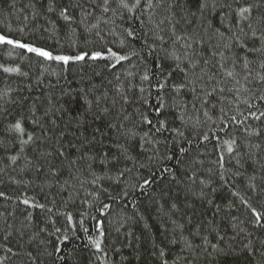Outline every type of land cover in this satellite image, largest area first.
Listing matches in <instances>:
<instances>
[{"label": "trees", "instance_id": "16d2710c", "mask_svg": "<svg viewBox=\"0 0 264 264\" xmlns=\"http://www.w3.org/2000/svg\"><path fill=\"white\" fill-rule=\"evenodd\" d=\"M147 2L129 13L109 0L104 13V0H0V33L15 40L53 55L112 48L131 57L114 68V61L89 58L64 64L0 46V264H264V219L251 211L264 212V117L249 116L264 111L255 99L264 89L253 79L264 74V51H256L262 44L251 35L264 31V0H207L202 12L204 0H152L161 6L151 9ZM249 5L252 28L238 23V10ZM65 6L71 23L59 15ZM161 20L163 31L155 27ZM173 50L197 63L195 94L174 90L190 65L173 70L175 61L163 59ZM233 60L237 78L251 89L239 99L226 75ZM249 97L257 107L242 102ZM221 107L248 118L222 125ZM161 120L167 128L157 132ZM17 121L23 136L12 129ZM217 137L235 139L231 155Z\"/></svg>", "mask_w": 264, "mask_h": 264}, {"label": "snow or ice", "instance_id": "6c2138e0", "mask_svg": "<svg viewBox=\"0 0 264 264\" xmlns=\"http://www.w3.org/2000/svg\"><path fill=\"white\" fill-rule=\"evenodd\" d=\"M140 3H141V0H135V3L130 6L127 3V0H118V7L120 9H126L129 13H134V10L136 8H139L140 7ZM159 6H161V5L154 4L152 2V0H148V2L145 5V7L148 8V9H151L153 7H159ZM198 7H199V10L202 12L205 8L208 7L207 0H204V2H202L201 4H199ZM53 10H54V6L50 4L49 5V8H48V11H53ZM102 11L104 13H108L110 11V8H109V0H104V4H103ZM191 14L193 16L195 15L194 12L191 13ZM245 14H247V15H245ZM59 15L65 21H67L69 23L72 22V17L69 15V7L68 6L63 7L60 10ZM113 15H115V12L113 13ZM237 15L239 17L238 23H241L243 21H249L248 27L249 28H252V23H251L252 6L251 5L240 8L238 10ZM120 18L123 19V16L121 15ZM149 19L151 20V17ZM105 23H107V21H105ZM140 23H141V25H143L144 24V21L141 20ZM163 23H164V21L161 20L159 22V24L155 25V27L157 29H159L160 31H163V29L160 28V25L163 24ZM92 27L93 28H98V24L92 25ZM173 28H174V26H173ZM240 31L243 32V28H241ZM127 34H128V36H132L133 35V33L131 31H128ZM97 35H99V33H97ZM173 35H175L174 30H173ZM220 35L223 36V33H220ZM251 35H252V38L257 39V40H260L261 41V44H262V47L260 49H256V51H264V31H261L260 35L257 36L256 30H253ZM100 39L102 40L103 37H100ZM155 39L158 40V41H160L161 42V45H163V43H165L164 36L163 35H160L159 34V31L156 32ZM235 39H236V42L239 44V46L241 48H245L246 47L245 44L240 43L239 37H235ZM3 45L11 46L12 48L23 49V50H26L28 53H33V54H35L36 56H38L40 58H43V59H46V60H50V61L51 60L61 61L64 64H68L70 61H84L86 58H89L91 60H110V61H114L113 63L110 64V67H113L114 68L118 64H121V62L130 60V58H131L129 56V54H127V53H120V52L114 51L112 48H105L102 51H95V52H91V53H89V52H81V53H78L75 56H70V55H53V53L51 51H49V50H46V49L41 48V47H36V46H33L31 44H28V43H23V42H21L19 40H15V39H13V38H11V37L3 34V33H0V46H3ZM155 52H156V49L154 47H152L151 45H149L148 55H153ZM133 54L135 55L136 53H133ZM213 55H215V53H213ZM163 59H171V60L175 61V68L173 70L179 69L181 72H184V69L181 68V63H183L184 61H187L188 62V64L190 65V69H189V72H184L185 82H183L181 84L173 85V88L177 92L181 91L182 89H187L192 94H195L196 93V90H197V80L194 79V78H192V77H195L196 76L195 72L192 71V70L195 69L198 65L191 58L190 54L186 51V52H184L183 57H182L181 55H178L175 50H173L171 52H166V55H165V57ZM207 63H208V61H205V64H207ZM250 63L251 62L245 57L244 58V62H243V68L246 70V74L243 76V80L245 82H248L249 79H250V77H251V75H252L251 74V70L249 69V64ZM235 66H236V61L233 60V70L227 71L226 72V75H227V77H229V78H231L232 80L235 81V83L233 85V88L232 89H229V91H233L234 90L235 93L237 94V99H239V95L241 94L242 91L244 93H248V92H251V89L248 88L245 84H241V80L237 78L238 73L235 72ZM220 67L221 68H224V65L221 64ZM259 67L261 69H264V62H262L259 65ZM160 68L163 71V65L162 64L160 65ZM3 70L5 72H12L13 71V69L7 68V67H5ZM201 72L204 73V75H207V73L204 72V69L203 68L201 69ZM190 73H191V75H190ZM169 75H171V73H169ZM149 79H150L149 74L147 72H145V74L142 76V80L143 81H148ZM199 79L202 80L203 79V76L199 77ZM253 79L256 81V84H257L258 87L264 89V74H261L260 72H257L256 76ZM166 84H167V80L165 81V83H159L158 82L157 87H158L159 90H163L164 87L166 86ZM140 91L141 92H144V88L141 87L140 88ZM219 91L221 93H223L225 91V89L224 88H220ZM214 92H215V89H213V91H211V92H206V96L207 97H211L214 94ZM123 99H124L125 103L128 102L126 96L123 97ZM250 99H252V97H249V99H245L242 102L244 104H246L249 109H252L254 107H257L256 105L250 103ZM255 99H258V100L264 102V94H261L259 96H256ZM85 103L88 105V107L90 109L91 106H92V102L91 101H88L86 99L85 100ZM96 103L99 104L100 103V100L97 99ZM202 103L203 104H208L209 103V100L208 99H204L202 101ZM162 107H163V104L161 103L159 105V107L157 108V115H159V108H162ZM184 107L186 108L187 105L185 104ZM193 107L195 108V105H193ZM212 107H215V105L213 104ZM102 111L106 114L108 112V109L107 108H104V109H102ZM220 112L222 113V115L219 117V122H220V124L225 125V126L229 122L243 124L244 121L248 118L247 116L244 115L243 112H240L239 113V116L242 117V119H239V120H238L237 115H231V116H229L227 114V112L225 111V108L224 107H221L220 108ZM204 115L207 116L208 119H211V117L208 115V112L207 111L204 112ZM249 116H251L252 118H254L256 120H260L261 117H264V111H260L258 115L255 112H251L250 111L249 112ZM144 121L147 124H151L152 123V121L151 120H148L147 117H144ZM181 121H182V123L185 122L183 116H181ZM159 123H160V127L157 128L156 131L157 132H161L163 130H166V128H167L166 123L163 120H161ZM109 126L110 127H116L115 125H112V124H110ZM12 129L14 131L18 132L21 136H23L24 129H23V127H22V125H21V123L19 121H17L12 126ZM172 131L177 132L178 135H180V136H183V132H179L178 129H172ZM132 135L135 136V133H132ZM256 135H259V133L257 132ZM203 139L205 141H208L210 138H209L208 135L205 134L203 136ZM216 139H217V144L220 145L221 147L224 144H227L226 151H227V153L229 155H231L233 153V151L235 150V145H236L235 139L226 140V141H221L219 137H217ZM31 140H32V135L29 133L28 134V141H31ZM28 141L21 140V143L24 144V143H27ZM126 150L127 149H124V151H126ZM184 151L185 150L183 148L180 149L181 154H183ZM17 158L18 157H16V156L10 157V159L13 162H15ZM169 158H171V157H169ZM92 159H94V157ZM106 160H107V154H105V161H102V162H106ZM217 163L220 165L221 168H223V163H224V155L223 154H220L219 155V159H218ZM237 163L240 164V161L238 160ZM164 171H167V169H165ZM150 183H151V181L145 180L143 186L146 187ZM201 183H203V181H201ZM0 195H2V193H0ZM23 203L25 205H29L30 204V201L28 199H25V200H23ZM30 206H32V207H39V208H43L44 207V205L36 204V203H32ZM108 207H109V205H104V208H108ZM251 211H252L253 216H254V218H255L256 221L259 222L262 219H264V212L257 211L256 208H251ZM69 219H71V218L69 217ZM100 235L103 236L102 224H101ZM65 239H67V237H65ZM95 246H96L97 249H100V243L99 242H97ZM9 251H11V249H9Z\"/></svg>", "mask_w": 264, "mask_h": 264}]
</instances>
